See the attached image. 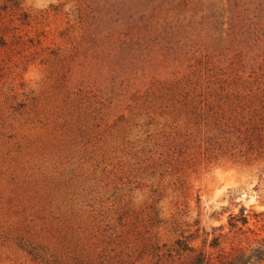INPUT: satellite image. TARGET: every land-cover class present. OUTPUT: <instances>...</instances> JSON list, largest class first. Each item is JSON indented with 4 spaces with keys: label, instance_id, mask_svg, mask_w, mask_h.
I'll return each mask as SVG.
<instances>
[{
    "label": "rangeland",
    "instance_id": "1",
    "mask_svg": "<svg viewBox=\"0 0 264 264\" xmlns=\"http://www.w3.org/2000/svg\"><path fill=\"white\" fill-rule=\"evenodd\" d=\"M261 211L264 0H0V264H219Z\"/></svg>",
    "mask_w": 264,
    "mask_h": 264
},
{
    "label": "trees",
    "instance_id": "2",
    "mask_svg": "<svg viewBox=\"0 0 264 264\" xmlns=\"http://www.w3.org/2000/svg\"><path fill=\"white\" fill-rule=\"evenodd\" d=\"M236 216L235 215V223H230V225L236 224ZM256 220L264 219V211L254 213ZM230 218H234V215ZM242 223L247 222V214L241 211L240 217ZM194 236H179L175 239L176 250L180 251H191L193 252V247L188 244L187 239L193 238ZM218 235H213L211 239L208 241V245L210 248H216L219 245ZM207 239L203 240V244H206ZM211 253H206L203 250H200L193 255H191L188 264H211L212 257ZM215 260L219 264H261L264 262V236L257 238L253 243L248 244L245 248L239 250L236 254L231 255L230 257L225 255L223 252H219L215 255Z\"/></svg>",
    "mask_w": 264,
    "mask_h": 264
},
{
    "label": "clouds",
    "instance_id": "3",
    "mask_svg": "<svg viewBox=\"0 0 264 264\" xmlns=\"http://www.w3.org/2000/svg\"><path fill=\"white\" fill-rule=\"evenodd\" d=\"M27 3L31 4L38 10H42L49 6V0H26ZM26 79H31L33 82V86H35L41 80V74L38 70L33 68H29V70L25 73ZM254 202V201H253ZM259 207V206H258Z\"/></svg>",
    "mask_w": 264,
    "mask_h": 264
}]
</instances>
